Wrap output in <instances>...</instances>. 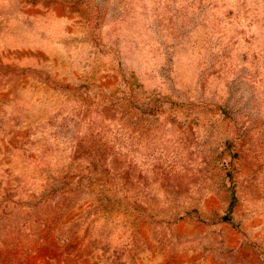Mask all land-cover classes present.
Listing matches in <instances>:
<instances>
[{
    "label": "rangeland",
    "instance_id": "1",
    "mask_svg": "<svg viewBox=\"0 0 264 264\" xmlns=\"http://www.w3.org/2000/svg\"><path fill=\"white\" fill-rule=\"evenodd\" d=\"M0 264H264V0H0Z\"/></svg>",
    "mask_w": 264,
    "mask_h": 264
}]
</instances>
